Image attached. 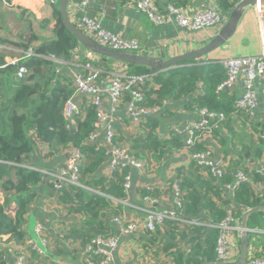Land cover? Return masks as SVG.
I'll return each instance as SVG.
<instances>
[{
  "label": "trees",
  "instance_id": "1",
  "mask_svg": "<svg viewBox=\"0 0 264 264\" xmlns=\"http://www.w3.org/2000/svg\"><path fill=\"white\" fill-rule=\"evenodd\" d=\"M74 1L79 0L70 2ZM138 1L116 0L121 5L135 4ZM239 1L216 0V5L223 14L230 15ZM190 2L191 0H160L158 4L164 9L167 3L187 7ZM51 23V36L48 38L38 35L31 23L15 38L0 35V191L4 196L3 201L0 200V264H10L9 246L3 245V235H9L10 241L25 246L21 252L27 253L26 260L29 264H45L55 256H68L71 249L62 246L57 240L59 238L71 243L77 252H83L86 251L85 246L96 237L115 236V225L110 221L118 215L114 205L117 199H125L129 192L123 184L129 167H117L109 175L101 173L100 169L109 161L110 154L109 146L104 141L89 140L96 128V108L86 105L83 97L79 111L72 117L66 116V103L74 98L75 89L71 74L66 70L59 71L57 60H78L77 53L84 47L64 24L58 4L53 5L52 14L49 18H44L39 27L47 28ZM30 49H33L34 54L27 56L26 51ZM93 54L94 59L81 54L79 62H90L103 70L98 74L97 81L109 79L112 71L146 76L142 88L143 100L140 103L144 107L160 108L167 112L165 105L170 102L181 104L182 108L194 115L201 109L225 114L221 125L210 133L212 139L223 149L221 158L227 160L222 166L221 177L214 174L211 165L192 158L194 153L212 149L209 144L198 140L194 145L186 146L184 135L173 130L168 138L162 139L159 136L158 127L163 113L149 115L131 138H126L116 128L113 139L114 145L127 148L134 158L149 163L151 162L148 160L155 161L160 171H166L165 161L175 151L183 148L191 155L188 170H179L174 179L167 180L172 195L175 192L174 186H178L181 209L175 218L165 219L153 231L147 230L149 238L144 239L142 247L146 255L159 260L155 264H167V258L173 264L216 261L220 231L217 225L228 215L235 218V224L242 222L248 209L264 206V129L257 143L240 147V160L227 158L228 146L231 144L234 147L236 143L229 144L220 129L229 124L236 108L235 97L227 89L218 90L227 76L221 62L204 63L200 58L191 59L160 70L159 67L154 69L128 64ZM14 57L20 58L18 64L9 62ZM21 65L26 66L27 73L18 77ZM243 122L246 126V122ZM126 139L131 142L129 146L123 144ZM68 148H78L82 153L80 182L95 190L72 183H65L56 189L53 182L44 179L41 170L25 166L29 164L42 167L33 158V154L41 153V150L44 158L51 159ZM147 154H151L153 158H147ZM246 161L251 162L252 166L249 167ZM238 171H243L248 179L235 184L231 194L228 185L235 183ZM43 182L45 190L58 191L56 200L67 209V214H79L82 220L81 224L71 223L65 228L58 222L57 225L61 228H58L55 236L45 228L52 243L48 253L40 255L26 243L28 233L25 226ZM137 192L142 198L146 195L166 196L165 189L157 185L150 191L146 186L137 188ZM196 217H201V220ZM246 225L249 229L246 237L250 248L254 242L253 230L264 229V209L249 213ZM177 240L186 241L180 245ZM85 253L93 260L102 258L101 254ZM254 256L264 257V248L254 252Z\"/></svg>",
  "mask_w": 264,
  "mask_h": 264
},
{
  "label": "built area",
  "instance_id": "2",
  "mask_svg": "<svg viewBox=\"0 0 264 264\" xmlns=\"http://www.w3.org/2000/svg\"><path fill=\"white\" fill-rule=\"evenodd\" d=\"M31 3L35 13H44L46 4L51 6L57 5L59 0H25ZM92 0H79L69 3V14L72 21L87 35L93 38L101 45L111 49L128 52L141 53L145 51L137 39L123 38L109 30L104 24L102 18H95L92 15L91 6ZM135 6L145 13L153 24L160 26L168 22H174L181 27H186L192 30H200L215 26H225L229 19V15L223 14L218 6L212 5L200 10H191L188 6H176L172 3H167L164 9L160 7L157 0H139ZM263 6L260 2L256 4L259 14H262ZM31 9H33L31 7ZM78 52V51H77ZM91 50L85 52V56L92 59L94 54ZM27 56L34 54L33 49L26 51ZM84 55V53H83ZM93 55V56H92ZM55 59V58H54ZM72 64L74 67L69 68V73L72 78V86L75 89V95L85 97V104L93 105L96 108L97 120L95 122V130L90 134V141H97L100 131L103 130L106 135L108 152L110 159L108 161L109 171L115 170L117 167H136L139 169H150L151 165L147 161L134 158L127 148L118 147L113 144L115 137L116 126L120 119L119 107L122 103L125 104L126 115L132 125L140 128L147 117L154 113L156 109H149L140 105L143 100L142 88L146 80L145 75L128 74L126 71L110 72L109 79H100L97 81V76L102 69L96 68L90 62L85 64L79 62V52ZM57 60V59H56ZM20 58L14 57L9 59V62L18 64ZM58 63L65 62L57 60ZM222 66L226 70V78L218 86V90L231 89L240 86L239 94L234 101L236 110L234 111L241 119H245L248 131L253 132L252 119L258 108V89L257 84L264 81V40L262 41V53L258 56H243V57H228L221 61ZM77 66V67H76ZM79 66V67H78ZM59 70V69H58ZM89 72L86 73L85 71ZM27 73V68L24 65L19 66L17 76L22 77ZM128 97V100L125 99ZM80 109V103L74 98H70L66 103V116L72 117ZM199 119L189 120L184 126H175L173 131L183 134L186 146H192L196 141L201 140L212 130L219 127L225 119L223 112L208 111L201 109L197 113ZM261 133H257V142ZM256 142V143H257ZM212 149L203 152L192 154V158L200 163L209 164L213 167V172L218 177L222 175V166L227 161L225 158H220L215 161L213 158ZM41 152H43L41 150ZM67 158L64 163L58 165L53 170H45L42 167L25 164V166L41 170L44 174V179H48L54 183L56 189H59L65 183H72L78 186L91 189V187L80 182V165L83 159L82 153L78 148H68L65 151ZM230 159V157H228ZM247 165L252 166L251 162ZM260 167V164L257 165ZM263 169V167L261 168ZM247 175L243 171H238L235 175V183L228 185L230 191L234 189L235 184L247 180ZM124 188L128 191L132 188L131 175L127 173L124 177ZM150 191L153 185L146 186ZM174 201L177 207V212L181 209L180 192L178 186H174ZM3 192L0 191V200L3 201ZM144 200L153 205L158 201L157 197L146 195ZM53 202L60 207L61 210H67L61 206L54 198ZM177 212L158 211L153 206L147 209L145 218H123L116 216L113 221L119 225L120 230L124 234H133L144 224L147 230L153 231L157 225L163 223L165 219L175 218ZM232 215H228L221 221L219 227V237L217 240V259L216 261L232 262L241 256V248L239 244H235L230 239L231 232L238 230L243 234L242 222H237ZM45 226L41 223L36 225V232L43 244L39 245L34 239H26V243L31 245L38 254L45 255L49 251L52 243L51 237L45 233ZM59 228V227H57ZM249 230V229H248ZM3 245L8 247V252L15 255L14 264H29L26 259L27 253L21 251L25 248L23 245H17L10 241L9 235H3L1 238ZM118 238L116 236L103 237L98 236L86 245V251L94 254H101L100 260L87 258L88 264H111L115 258V251L118 247ZM47 249V251H46ZM262 247L252 245L249 248L248 260L246 264H264V257L254 256V252H258ZM251 255V258L249 256ZM45 264H66L62 259H50Z\"/></svg>",
  "mask_w": 264,
  "mask_h": 264
},
{
  "label": "crops",
  "instance_id": "3",
  "mask_svg": "<svg viewBox=\"0 0 264 264\" xmlns=\"http://www.w3.org/2000/svg\"><path fill=\"white\" fill-rule=\"evenodd\" d=\"M92 1V15L95 18H102L103 24L109 30L123 38L137 39L142 45L145 54L164 60L201 48L211 41L222 29L220 25L200 30H192L181 27L172 21L157 26L153 24L149 17L140 11L134 3L121 5L117 3L116 0ZM10 3H13V8L7 7ZM215 4L216 0H191L188 7L191 8V10H200ZM27 7L28 5L24 6L23 2L16 3V0H0V11H2V15H0V35L9 38L16 37L5 35L8 31V24H3L4 21H2L1 18L3 14H9L8 8L9 10H13V13H16V18L26 24V28L28 23H31L33 30L41 37L48 38L51 36L52 23L47 28H41L39 24L44 18L50 17L53 6L50 4L45 5L44 13H47V17L43 19H40V14L35 12V14L32 13ZM262 11V14H259L256 5L246 7L233 36L221 47L200 58L201 61L204 63H211L220 62L222 59L228 57L260 55L262 53V41L264 40V6ZM36 21L38 24L37 26H35ZM18 51L23 50L18 49ZM86 51L87 49L80 48L79 56L83 53L85 56ZM94 58L95 56H93V59ZM70 67H74L72 61L60 62L57 66L59 71L66 70L67 72L70 71ZM257 89L259 104L252 119L253 132L248 131L243 122L245 119L240 120V116H237L238 114L235 112L231 114L233 118L231 121H228L229 124L227 123L228 125L226 124L224 128L220 127L223 137L228 140L229 144L231 142L236 143L234 147L231 144L228 146L229 153L227 154V158H238V160H240L239 156L242 152L240 147L243 148L256 143V134L258 132L262 133L264 129V81L257 84ZM239 90L240 86L228 89L229 93L232 94L235 99L239 94ZM74 99L80 104L84 101L83 96L78 94L74 96ZM165 108L167 112H164L163 109L160 108L156 109L154 112L157 115L163 113L161 123L158 127V134L162 139L170 136L173 127L184 126L189 120L196 119V117L197 119L199 118L198 115H194L191 111L182 108L181 104L167 102ZM119 117L120 119L116 128L121 130L126 138H129L135 133L138 127L131 124L126 115L124 103L119 107ZM212 138L211 134H208L206 137H203L201 141L203 144H209L212 147L213 158L215 161H218L223 155V149L221 145ZM98 139L107 144L106 135L103 130L100 131ZM237 139H241L242 141H238ZM123 144L129 146L131 142L126 139L123 141ZM237 146L239 148H237ZM246 154H248V152ZM43 155V152L34 153L33 158L34 162H38L45 170L55 169L58 165L64 163L67 158V154H65L64 151L51 159H46ZM150 155L147 154V158L152 159L153 157ZM148 161L151 162L150 169L144 170L136 167H129L128 173L131 175L132 188L128 190L129 192L125 199L116 200L114 205L115 209L118 210V215L116 216L130 219L139 218L143 221L147 214V209L151 206L158 211H167L169 213L177 212L178 209L174 201V194H171L168 186L169 181L167 180L174 179L179 170H182V172L188 170L191 155L183 148L175 151L173 155L169 156L165 161L167 167L166 171L157 169L158 166L155 161ZM107 167L108 162L100 169L101 173L109 175L110 171ZM149 185H157L165 189L166 196L157 197L158 201L153 205H150V203L144 200V197L142 198L139 192H137V188L139 189ZM39 190L40 194L33 203L32 210L28 214V222L25 226L28 233L26 239H33L28 229L32 216L35 218L36 225L38 223L43 224L53 236H55L54 234L58 231V222L63 225L64 228L71 223L81 224L82 218L79 214H67V210L60 211V207L57 204L55 206L53 200L58 194V191L54 189H49L50 191L45 190V182L39 186ZM92 190L95 189L92 188ZM229 192L231 193V191ZM116 204H118V207ZM204 214H206V212ZM113 218H111L110 221L115 225L113 232L118 238L119 243L115 251V258L111 264H155L156 261L159 262V260L153 259L152 256L146 255L142 248L145 243L144 239L149 238L147 229L142 222L135 233L126 235L121 232L119 225L113 221ZM196 219L201 220V217H196ZM253 231L255 232L253 245L264 248V229H256ZM230 236L233 243H238L239 246L241 245L242 234L238 230L232 231ZM57 240L62 246L69 247L68 249H71V252L68 256L59 255L55 256L54 259L61 258L66 264H88V255L85 253L86 251L77 252L67 240L65 241L63 238ZM185 241L186 240H177V243L183 245ZM72 249L75 250L72 251ZM85 249L86 248H84V250ZM14 263L15 257L10 254V264ZM167 264H173L171 259L167 258Z\"/></svg>",
  "mask_w": 264,
  "mask_h": 264
},
{
  "label": "water",
  "instance_id": "4",
  "mask_svg": "<svg viewBox=\"0 0 264 264\" xmlns=\"http://www.w3.org/2000/svg\"><path fill=\"white\" fill-rule=\"evenodd\" d=\"M71 0H59L58 8L62 15V19L66 27L72 32V34L78 39L80 44L87 50H91L96 54H100L105 59H114L116 61L125 62L128 64L134 65H142V66H149L156 69L159 67L160 70L172 68L180 63L191 60V59H199L204 57L209 52L221 47L228 41L233 34L235 33L238 24L242 18L243 12L246 7L256 5L260 2L264 5V0H240L233 8L232 12L229 15V19L225 26L220 30V32L208 43L202 46L199 49L172 57L170 59H161L156 58L154 56H150L147 54L141 53H128L123 51H118L111 49L107 46L101 45L89 35H87L84 31H82L71 19L69 14V3ZM264 209V206H258L251 209H248L243 215L242 221V228L244 230L241 239V256L232 262H224V261H214V262H207L203 264H246L248 260V250L249 244L247 241V225L246 220L249 213Z\"/></svg>",
  "mask_w": 264,
  "mask_h": 264
},
{
  "label": "rangeland",
  "instance_id": "5",
  "mask_svg": "<svg viewBox=\"0 0 264 264\" xmlns=\"http://www.w3.org/2000/svg\"><path fill=\"white\" fill-rule=\"evenodd\" d=\"M20 2H23V5L24 6L25 5H28L27 8L30 9V11L32 13H34L35 7L31 3H29L28 1H25V0H16V3H20ZM7 7L13 8L14 7L13 6V3H10L9 6H7ZM31 7L33 9H31ZM7 10L9 12V14L8 13H7L8 15L7 14H3V16L1 18L2 21H4L3 24L4 23H7L8 24L7 25L8 31L5 33V35L15 37V36L18 35V33L21 30L26 29V26H25L26 24L25 23H22L18 18H16V16H15L16 13H13L12 12L13 10H9L8 8H7ZM39 14H40L39 15L40 19H43L44 17H47L46 16L47 13H39ZM0 15H2V11H0ZM35 24H36L35 26L38 25L37 24V21H36ZM30 222L31 223H30L28 229L31 232L32 238L34 240H36L39 245L43 246V244H42V242H41V240H40V238H39V236H38V234L36 232V222H35V218L33 216L30 218ZM46 251H47V249H46Z\"/></svg>",
  "mask_w": 264,
  "mask_h": 264
}]
</instances>
